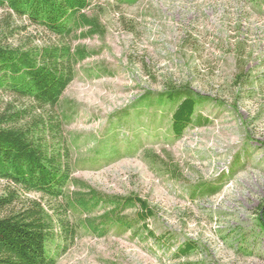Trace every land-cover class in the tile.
Returning <instances> with one entry per match:
<instances>
[{
    "label": "rangeland",
    "instance_id": "rangeland-1",
    "mask_svg": "<svg viewBox=\"0 0 264 264\" xmlns=\"http://www.w3.org/2000/svg\"><path fill=\"white\" fill-rule=\"evenodd\" d=\"M86 14L97 15L105 33L66 40L95 54L75 67L52 116L71 114L61 131L72 176L107 195L147 200L155 209L145 224L153 236L116 227L104 237L83 233L56 264H264V0L92 2ZM59 42L0 9L2 46ZM168 85L207 97L197 114L209 123L192 124L176 139L162 109H130L115 144L111 115ZM9 103L29 105L0 92V109ZM104 135L119 155L91 163ZM147 155L176 165L181 178ZM201 183L221 188L191 197L190 187ZM5 188L0 181V195ZM19 198L49 203L23 191ZM187 244L194 249L179 252Z\"/></svg>",
    "mask_w": 264,
    "mask_h": 264
},
{
    "label": "trees",
    "instance_id": "trees-1",
    "mask_svg": "<svg viewBox=\"0 0 264 264\" xmlns=\"http://www.w3.org/2000/svg\"><path fill=\"white\" fill-rule=\"evenodd\" d=\"M138 1L0 0V9L9 18L14 15L26 19L29 25L60 40L56 44L26 49L0 43V92L29 104L15 108L9 103L0 109V181L6 184L0 195V264H56L81 234L104 237L115 227L118 233L147 232L153 236L145 224L155 215V209L147 200L134 194L107 195L72 176L70 150L61 131L63 122L70 120L71 114L62 112L59 117L52 116L75 77V67L95 54L84 45L73 46L66 40L104 36L105 28L97 15L86 14L92 2L133 5ZM207 101V97L187 85H168L158 94L145 93L111 115L112 119L116 118L117 127L110 139L117 143V134L124 129L130 109L147 107L160 108L170 115V134L178 139L190 125L209 123L197 114L198 108ZM115 144L109 143L108 135H104L90 162L118 157ZM129 144L126 152L132 149ZM147 158L172 178H181L173 163L154 155ZM220 188L201 183L190 187V195L211 196ZM19 191L39 194L49 203L20 200ZM128 210L134 213L128 214ZM260 211L258 224L264 232V206ZM193 249V245L187 244L179 252L187 254Z\"/></svg>",
    "mask_w": 264,
    "mask_h": 264
}]
</instances>
